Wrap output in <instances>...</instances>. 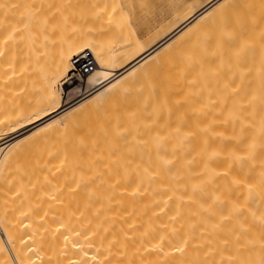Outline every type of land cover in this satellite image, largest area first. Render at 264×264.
<instances>
[{"label":"bare ground","instance_id":"1","mask_svg":"<svg viewBox=\"0 0 264 264\" xmlns=\"http://www.w3.org/2000/svg\"><path fill=\"white\" fill-rule=\"evenodd\" d=\"M165 1L0 0V264H264V0Z\"/></svg>","mask_w":264,"mask_h":264},{"label":"rangeland","instance_id":"2","mask_svg":"<svg viewBox=\"0 0 264 264\" xmlns=\"http://www.w3.org/2000/svg\"><path fill=\"white\" fill-rule=\"evenodd\" d=\"M168 2V1H167ZM166 1L165 0H147L146 5L141 6L140 11L144 14L142 23L137 24L138 31L142 32L144 28H148L149 26H153L157 24V22L166 15L167 13V7H165ZM157 21V22H156ZM134 20V24H135ZM142 24V25H141ZM75 81L74 83H76ZM58 87H71V84H64V81L59 82L57 85ZM61 100L63 99V102L66 101V96H63L60 94Z\"/></svg>","mask_w":264,"mask_h":264},{"label":"built area","instance_id":"3","mask_svg":"<svg viewBox=\"0 0 264 264\" xmlns=\"http://www.w3.org/2000/svg\"><path fill=\"white\" fill-rule=\"evenodd\" d=\"M73 69L69 73V78H81L95 67L93 55L88 51H84L72 58Z\"/></svg>","mask_w":264,"mask_h":264}]
</instances>
